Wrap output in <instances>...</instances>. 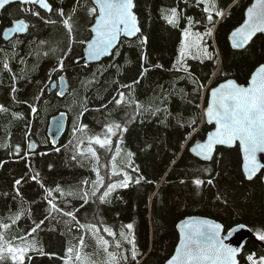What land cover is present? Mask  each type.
<instances>
[{"label":"trees","instance_id":"16d2710c","mask_svg":"<svg viewBox=\"0 0 264 264\" xmlns=\"http://www.w3.org/2000/svg\"><path fill=\"white\" fill-rule=\"evenodd\" d=\"M234 1L209 0V7L214 3L224 13ZM47 2L52 11L44 13L35 9L40 13L39 17L23 13L19 4L9 5L1 13L0 106L6 111H0V222L11 225L10 229H0L4 233L5 242L20 245L22 241L14 237L26 236L35 224L44 220L49 209L47 201L52 198L61 208L67 202V211L79 209L75 215L81 223H102L111 227L117 239H120L122 226L132 223L139 255L136 260H132L131 245L121 239V250H128L125 252L127 260L123 264H164L177 243L175 225L187 216L198 215L218 220L225 232L234 225L244 224L255 237L257 232L264 233L260 177L250 182L244 180L237 146L217 149L208 163L195 159L188 152V147L184 148L185 137L193 133L188 126L192 119L197 121L194 126L197 131L188 142L189 145L196 139L202 140L211 129L202 121L206 95L194 92L196 85L191 82L192 79L205 86L211 80L209 87L229 78L245 85L251 73L264 63V36L255 37L242 51L232 50L227 41L228 34L242 22L243 13L252 0H237L223 17L214 16L216 23L213 36L205 37L210 45L208 50L214 58L204 59L203 62L200 59H187L185 63L191 76L183 71L172 70V65L177 59L181 31L187 24L184 17L201 21L194 31L205 30L203 4L197 6L195 0H188V3L184 0H134L140 35L131 40L122 39L118 46V56H110L96 64L83 65L77 60L82 55L84 44L78 42L88 41L91 36L90 26L94 18L87 11L92 6L91 2ZM172 7H177L178 12H181L178 27H172L162 18L161 9ZM61 9L65 17L72 15L73 35L77 41L67 56L63 54L68 50L69 37L59 15ZM18 19L25 20L28 29L10 41H4L1 36L3 30ZM45 20L56 23L46 24ZM143 38H146V42L141 44L140 39ZM40 41L47 43L40 45ZM52 48L56 51L52 52ZM45 52L48 55H44ZM142 55L147 58L143 66L148 69L143 77ZM61 57L65 64L63 71L52 72ZM6 61L8 68L4 67ZM157 64L162 65V68L155 67ZM13 76L16 77L15 93L12 92ZM181 76L184 79H178ZM60 77L65 78L67 85L64 94L58 96L57 91L48 92L49 80L58 81ZM137 80L139 83H133ZM121 84L131 85L132 88L121 89ZM173 84L176 86V94H170L168 100L164 101L168 112L161 111L156 115L145 112L127 124V131L122 136L112 138L113 151L115 141L120 139L118 167L133 177V183L128 188L117 189L109 196L108 202L103 204L90 198L83 207H80L83 200L78 196L61 197L59 192L54 191L52 197L46 198L45 188L55 189L59 185L65 192H75L84 187L82 181L88 180L90 185L96 179L87 160L81 166L78 162L81 157L72 159L74 145L82 136L79 132L73 135L74 126L85 124L92 133H100L106 122H123L125 112L130 110L117 108L114 102L108 103L113 96H117L118 90L126 94L132 91L145 108L163 107L158 97L161 96L162 88L171 89ZM42 88L44 91L41 94ZM180 89L187 95L181 94ZM37 95H40L38 101L35 99ZM30 104L38 109L35 115L31 112ZM58 113L67 116L66 129L59 140V152L52 147L47 137L48 122ZM29 144L34 145L33 150L29 149ZM16 145L21 146L19 155L14 151ZM94 147H97L101 163L107 164L111 154L98 146ZM128 152L133 153L131 158ZM129 159L132 167L139 169V173L125 167ZM205 168L210 169V172L205 173ZM100 171L102 174L106 172L103 167ZM35 173H39V182L32 179ZM138 174L145 177L140 184L134 183ZM196 178L205 183L200 187L195 186L192 181ZM210 178L213 179L211 185L207 184ZM17 179L22 182L14 186ZM16 188H19L20 196L16 195ZM88 190L91 191L90 186ZM218 196L220 199H217ZM21 210L23 215L12 224L11 217ZM53 216L56 219L45 220L37 232L27 237V241H35L46 254L30 252L28 255L31 260L26 258L25 264H64L65 250L78 245L81 235L85 236L87 245L82 253L87 254L95 264H104L105 253L97 247L91 232L78 231V226L68 217L56 213ZM124 231L127 232V229ZM100 234L112 241V237L103 233V229ZM253 253L255 259L264 256V251L249 239L239 256V264H249L246 257ZM0 264H13L6 251Z\"/></svg>","mask_w":264,"mask_h":264},{"label":"snow or ice","instance_id":"6c2138e0","mask_svg":"<svg viewBox=\"0 0 264 264\" xmlns=\"http://www.w3.org/2000/svg\"><path fill=\"white\" fill-rule=\"evenodd\" d=\"M19 3L20 5H39L41 8L52 11L51 6L46 0H0V8H4L10 3ZM188 3V0H184ZM197 6L203 4V12L205 13L206 23L204 25L205 30L203 32L194 31L197 24L201 21L193 20L192 17H184L187 20L186 26L181 31V43L177 50V59L172 65V70L176 72L183 71L191 76L189 73L188 66L185 61L189 58L200 59L203 62L204 59H213V53L209 52L210 45L207 44L205 37L213 36V28L215 27V17H223L224 13L216 8L213 3L211 8L209 7V0H195ZM79 4V0H77ZM92 6L87 9L88 15L94 18V24L91 26V39L88 41H79L78 43L86 45L87 56L89 60H98L103 56H118V44L121 37H127L129 40L136 37L140 32L138 26V19L133 9L135 7L134 0H91ZM214 10V11H213ZM21 11L30 12L32 16L39 17L38 11H33L31 8H21ZM76 9H73L75 13ZM162 18L167 24L172 27H178L181 21V12H178L177 7L170 9H161ZM64 28L68 32V50L63 55L67 56L72 50L73 43H76L73 35L72 15L65 17L63 10L59 11ZM245 19L243 23L236 27L229 35V40L233 49L245 48L253 37L257 33H264V0H254V2L246 9L244 14ZM46 24H54L56 21L45 20ZM29 25L23 19L14 20L12 27L4 30L5 38H8L9 33H23L28 29ZM146 38L140 39V43L144 44ZM46 41H40V45H45ZM52 52L56 49L52 48ZM44 55H48L47 52ZM146 56H141L142 71L141 77L148 71L143 66V62L146 61ZM64 58L61 57L56 67L52 69V72L63 71L64 69ZM4 67L8 68L7 61L4 63ZM155 67L162 68V65L157 64ZM95 75V74H94ZM51 79V75H50ZM63 81V77H60ZM178 79H184L183 76ZM16 77L13 76V87L12 92H16L15 87ZM92 81H89L91 83ZM196 85L194 92L204 93L207 96L206 106L202 107V121L208 125L213 126L212 130L207 133V137L203 142L197 141L194 146L191 147L190 151L204 161H211L213 154L218 145L226 147H234L239 145V150L242 155L243 164L242 170L245 178L251 180L257 175L261 169H264V163H261V159L258 158L259 154H264V63H261L255 71L251 74L247 85H240L235 80L228 79L218 86L211 89H207L204 84L199 83L194 78L191 81ZM133 83H139V80ZM120 88L131 89V85L121 84ZM44 89L40 90L41 94ZM176 86L172 85L171 89L165 90L162 88L160 104L163 107L157 106L154 109L149 106L145 108L139 100H137L132 91L127 94L123 91H117V96H113L112 100L108 103H115L117 108L124 107L130 111L125 112V120L118 122L111 120L106 122L103 126V130L100 133H92L88 130V126L80 124L74 126L73 135L77 132L82 133V136L77 140L74 145L75 152L72 159L77 160V157L82 159L78 161L83 166L85 160L92 166L96 179L91 181L89 185L88 180H84L81 183L84 185L83 188L77 191L69 190L65 192L59 185L55 189L45 188L46 198L52 197L53 192H59L61 197L71 196L79 197L83 200V207L88 203L90 198H95L101 204L108 202L109 196L117 189H126L133 183V177L128 171L123 168H119L117 165V157L120 155V139L115 141V151H113V137L122 136L127 131V124L143 116L145 112H149L151 115L164 111L168 112L167 106L164 104L165 100H168L170 94H176ZM179 92L184 96L183 89ZM60 96L62 93L57 92ZM131 97V99H129ZM35 99L38 101L40 95H37ZM191 102V101H189ZM26 103V102H25ZM31 112L35 115L38 111L35 105H29ZM107 107V105H103ZM201 107V105H196ZM0 111H6L0 106ZM170 114V113H169ZM63 116V114H61ZM83 116V112L80 113ZM196 119H192L189 123V127L192 128L193 132H196ZM62 126L60 121H57V127ZM183 126V125H181ZM27 135V133H26ZM191 133L189 134V137ZM189 137H185L187 141ZM85 139L87 145L85 146ZM71 144V141L69 142ZM8 147V145H5ZM104 149L107 153L111 154V158L107 164L101 163V157L98 155L97 147ZM29 149L33 148L32 144L28 145ZM67 147V146H65ZM183 147V146H182ZM57 152L59 148L55 149ZM15 154L21 153V146H15ZM42 155H44L42 153ZM128 157L131 158L133 153L128 152ZM27 153H25V157ZM23 158V157H22ZM110 165V167H109ZM51 167V166H50ZM101 167L105 168L106 172L101 173ZM126 168H131L133 172L139 173V169L132 167L131 159L125 165ZM205 173L210 172V169L205 168ZM39 173H35L32 177L34 181H37ZM113 177H122V179H113ZM145 180L142 175H137L134 179V183L140 184L141 181ZM107 181V182H106ZM21 179H17L14 182V186L20 185ZM39 182V181H37ZM152 183V181H146ZM184 183L183 180L180 181ZM192 183L200 187L205 183L204 180L196 178ZM207 184H213V179H208ZM89 186L91 191H89ZM41 187H44L41 184ZM103 189V191H101ZM16 195L20 196L21 193L19 188H16ZM217 199H220L218 196ZM49 209L48 215L45 216L44 220L35 224L26 236L14 237L22 241L20 245H14L11 242H5L4 233L0 232V260L4 259L5 251L10 256L13 264H25L26 258L31 260L30 252H37L40 255H45L43 249L38 247L35 241H27L28 236H32L33 233L37 232L41 225L45 223V220L49 218L56 219L53 213L59 214L61 217H68L71 221H74L78 226L77 230H86L91 232L93 238H95L97 247L102 248L105 253L106 260L104 264H123L127 260L125 252L127 249L121 250V239L131 245V258L136 260L139 255L136 245L135 237L133 235V224L129 223L122 226L120 232V239L116 238V233L111 227L102 223H81L73 211H67L69 204L66 202L65 207L61 208L56 202L55 198L48 199ZM23 215V210L18 211L13 217H11L12 224H15ZM57 222H61L58 220ZM68 224V221H63ZM11 225L0 222V229H10ZM180 238L179 243L176 245L174 254L166 261V264H238L237 260V249L231 248L224 243L225 237L221 235L222 226L218 223H214L209 220L189 218L182 221L181 224L177 225ZM101 229L108 237H112L110 242L100 234ZM127 229V232L124 231ZM71 230V228L69 229ZM79 244L73 247H69L65 250V257L63 258L64 264H95L91 261L87 254L82 253V249L86 247L85 236L81 235L79 238ZM256 239L264 241V233L257 232ZM112 248L109 251V248ZM52 255V254H48ZM255 254H250L246 257L249 264H264V256H260L258 259L254 258Z\"/></svg>","mask_w":264,"mask_h":264},{"label":"water","instance_id":"95a60500","mask_svg":"<svg viewBox=\"0 0 264 264\" xmlns=\"http://www.w3.org/2000/svg\"><path fill=\"white\" fill-rule=\"evenodd\" d=\"M89 1L91 2V0H89ZM46 2H47V0H46ZM253 2H254V0H252V2L249 4V6H251V4H252ZM47 3H48V2H47ZM13 4H19V3L13 2V3H10V4L6 5L4 8H0V19H1V13H2V11H3L6 7H8L9 5H13ZM48 4H49V3H48ZM19 5H20V4H19ZM49 5H50V4H49ZM33 6H35L39 11H42V12H44V13H50V12H48L47 10L41 8L39 5H33ZM249 6H248V7H249ZM248 7H247V8H248ZM247 8H246V9H247ZM246 9H245V11H244V13H243V20H242V22L240 23V25L243 23V21H244V19H245L244 14H245V12H246ZM228 10H229V7L227 8L226 11H228ZM133 11H134V9H133ZM137 19H138V18H137ZM93 24H94V21H93L92 25H93ZM92 25H91V26H92ZM240 25H238L237 27H239ZM91 26H90V29H91ZM138 26H139V21H138ZM10 27H12V25H11ZM10 27H8V28H10ZM139 27H140V26H139ZM4 30H5V29H4ZM233 30H234V29H233ZM233 30H232V31H233ZM232 31H231V32H232ZM25 32H26V31H25ZM25 32H23V33H9L8 38H5V36H4V31H3L2 34H1V36H2V39H3L4 41L8 42V41L12 40L16 35H22V34H24ZM140 32H141V29H140ZM140 32L137 34V36L140 35ZM231 32H230V33H231ZM90 33H91V31H90ZM230 33L228 34L227 41H228V44H229L230 48H231L232 50H234V51H242V50H244V49L250 44V42H251V41H250L249 44H248L245 48H243V49H233L232 46H231V42H230V40H229V35H230ZM259 35L264 36V33H257V34L253 37V39H254L255 37L259 36ZM91 36H92V33H91ZM91 36H90L89 40L91 39ZM137 36H136V37H137ZM136 37H133V38H131V39H134V38H136ZM122 39H127V40H129L127 37H121L120 41H121ZM253 39H252V40H253ZM119 43H120V42H119ZM118 46H119V44H118ZM108 57H110V56H103V57H100L98 60H89V59H88V56H87L86 45H85V46L83 47L82 55H81V57L77 60V62H80V63H82L83 65H92V64L99 63L100 61H102L103 59L108 58ZM254 71H255V70H254ZM254 71H253V72H254ZM253 72H252V73H253ZM252 73H251V74H252ZM250 76H251V75H250ZM249 78H250V77H249ZM229 79H232V78H229ZM226 80H228V79H226ZM226 80H224V81H222V82H220V83H223V82H225ZM232 80H234V79H232ZM248 80H249V79H248ZM220 83H218V84H216V85H213V86L210 87L209 89L218 86ZM246 85H247V84H245L244 86H246ZM57 87H58L59 92L62 93V95H63L64 92H65V90H66V88H67L66 81H65V78H64V77H63V81H61V79H60L58 84H57V82L53 81V82L50 84V89H49V91H50V90H51V91H55ZM206 101H207V96H206ZM205 106H206V102H205ZM61 114H63V116H62ZM57 121H60V123H61L62 126L57 127ZM66 124H67V116H66V114H64V113L57 114V115H55L54 117H52V118L49 120L48 125H47V137H48V139L50 140V142H51V144H52V147H54V148H57V147H58V145H59V140H60V138L62 137V135L64 134V131H65V128H66ZM205 124H206L207 126L211 127V129H210V131H211L212 128H213V126L208 125L207 123H205ZM206 137H207V134H206V136H205V138H204L203 140H195V141H193L192 144L188 147V152L192 155V157H194L195 159H198L199 161L204 162V163H208V162H210V161H204V160L200 159L198 156H196L195 154H193V153L190 151V149H191L192 146L195 145V143H196L197 141L203 142V141L206 139ZM236 146H237V148H238V150H239V145L237 144ZM236 146H234V147H236ZM234 147H231V148H234ZM33 148H34V147H33ZM33 148H32V149H33ZM219 148H228V149H231V148L226 147V146L218 145V146L216 147V150L219 149ZM216 150H215V152H216ZM215 152H214V154H213V157H214V155H215ZM239 154H240V159H241V173H242V175H243L244 180L250 182V181H253L254 179H256L257 177H260V183H261L262 190H263V204H264V169H261V171L258 172L257 175L254 176L251 180L246 179V178H245V175H244V172H243V170H242L243 159H242V155H241V153H240V150H239ZM258 158L261 159V163H264V154H259V157H258ZM174 163H176V161H175ZM174 163H173V164H174ZM173 164H172V166H173ZM189 218L209 220V221H212V222H214V223H218V224H220V225L222 226L221 235H222L223 237H225V239H224V243H225L226 245H228L229 247L238 250V252H237V260H238V264H239V256L241 255L242 250H243V248H244L246 242H247L249 239H251L252 241H254V242L256 243V245H257L261 250L264 251V241L257 240V239L253 236L251 230H250L247 226H245L244 224H237V225H234V226H232L227 232H224V226H223L222 223H220L218 220H215V219H212V218H209V217H205V216H198V215H192V216L184 217L183 219L179 220V221L176 223V225H175V230H176V233H177V243H176V245L179 243V238H180V232H179V229H178L177 225L181 224L182 221H185V220H187V219H189ZM176 245H175V248H176ZM175 248H174V250H173L171 256L174 254V252H175ZM171 256H170V257H171ZM170 257H169L168 259H170ZM168 259H167V260H168ZM167 260H166V261H167ZM166 261L164 262V264H166Z\"/></svg>","mask_w":264,"mask_h":264},{"label":"bare ground","instance_id":"6f19581e","mask_svg":"<svg viewBox=\"0 0 264 264\" xmlns=\"http://www.w3.org/2000/svg\"><path fill=\"white\" fill-rule=\"evenodd\" d=\"M59 114V113H58Z\"/></svg>","mask_w":264,"mask_h":264}]
</instances>
